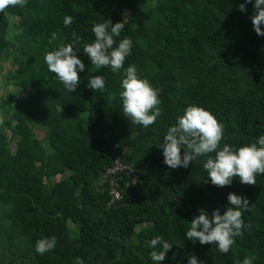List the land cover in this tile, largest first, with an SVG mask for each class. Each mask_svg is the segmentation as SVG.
Masks as SVG:
<instances>
[{
	"label": "trees",
	"instance_id": "obj_1",
	"mask_svg": "<svg viewBox=\"0 0 264 264\" xmlns=\"http://www.w3.org/2000/svg\"><path fill=\"white\" fill-rule=\"evenodd\" d=\"M243 2L27 0L24 8L0 13V71L2 63L12 67L0 89L21 93L16 102L15 91L0 100V264H154L150 253L162 248L149 247V228L173 244L160 264H189L193 255L202 264H238L251 254L253 264H264V175H257V185L235 177L230 186L216 187L203 168L205 157L171 169L160 147L189 105L209 110L223 124L221 147L238 148L264 135V36L254 31L253 5L239 10ZM65 16L73 17L70 26ZM107 19H125L114 39L130 38L131 55L113 73L91 65L81 45L77 55L86 68L69 92L48 71L45 50L71 43L73 32L92 42V27ZM52 33L57 39L50 43ZM129 65L159 89V98L177 94L169 108L160 103L162 115L148 127L123 116L119 93ZM93 75L104 77L103 91L87 87ZM116 155L138 169L140 181L121 190L122 202L109 204L98 181ZM230 192L248 199L242 219L250 231L245 227L227 254L215 244L187 240L199 209L223 214ZM144 223L151 227L135 231ZM51 236L55 249L37 253L36 242Z\"/></svg>",
	"mask_w": 264,
	"mask_h": 264
},
{
	"label": "clouds",
	"instance_id": "obj_2",
	"mask_svg": "<svg viewBox=\"0 0 264 264\" xmlns=\"http://www.w3.org/2000/svg\"><path fill=\"white\" fill-rule=\"evenodd\" d=\"M27 0H0V13H5L9 7L24 8ZM247 4L253 5L251 21L254 31L258 36H264V0H244L239 4L241 12H247ZM73 17L65 16L64 25L70 26ZM125 27V19L113 24L111 19L95 23L91 31L95 39L84 43L83 38L77 33H72V42L67 45L61 43L54 50H45L44 60L48 71L54 73L65 89L73 93L80 84V73L85 71L86 65L77 55L82 49L90 59L91 65L96 69L110 67L113 73L124 67L126 58L131 55L132 40L123 38L117 44L115 37H119ZM57 39V34L52 33L50 43ZM87 87L91 90L103 91L105 79L102 75H93ZM122 91L119 97L122 101L123 116L134 125L148 127L154 124L162 115L159 107V89L138 75L135 65H129L125 69V76L121 81ZM115 99V93H112ZM3 121L0 120V124ZM224 126L209 111L197 105H189L183 110V114L176 118V123L170 126L163 137L160 147L163 149L164 164L171 169L180 167L188 168L198 157H205L203 168L208 174L211 184L223 188L230 186L235 177L244 185H257L258 174L264 175V135L257 141L245 144L238 148L223 144ZM183 149V154L181 150ZM215 153V155H211ZM227 200L230 204L221 214L219 208L209 214L204 209H199V214L189 223L186 230V239L200 244H215L218 250L227 254L235 243V237H242L244 229L250 231V225L246 226L242 219L243 211L249 208L247 198L228 193ZM57 238L55 236L41 238L36 242L35 250L44 255L55 249ZM161 251H152L151 260L154 264H160L166 259V253L172 248L161 236L154 237L149 247ZM256 259L254 254L246 256L238 264H253ZM189 264H202L196 256L189 257Z\"/></svg>",
	"mask_w": 264,
	"mask_h": 264
},
{
	"label": "built area",
	"instance_id": "obj_3",
	"mask_svg": "<svg viewBox=\"0 0 264 264\" xmlns=\"http://www.w3.org/2000/svg\"><path fill=\"white\" fill-rule=\"evenodd\" d=\"M126 176L125 182L120 187L119 180ZM139 171L133 164H125L121 161L119 155H116L111 164L105 168L99 177V185L104 187L110 196L109 204L122 202V189H128L139 183Z\"/></svg>",
	"mask_w": 264,
	"mask_h": 264
},
{
	"label": "rangeland",
	"instance_id": "obj_4",
	"mask_svg": "<svg viewBox=\"0 0 264 264\" xmlns=\"http://www.w3.org/2000/svg\"><path fill=\"white\" fill-rule=\"evenodd\" d=\"M12 31L10 30V33H9V37H11L12 35ZM249 61H251L250 59H249ZM1 67H2V69H3V71H0V85H1V83H2V76H4L7 72H9L11 69H12V67H11V63L8 61V62H5V63H2L1 64ZM13 91H15L14 90V88L12 87V86H9L8 88H7V90H5V89H0V100H3L4 98H5V94L8 92H13ZM16 92V91H15ZM20 96H21V93H19V92H16V93H14V96H13V102H16L17 101V99H19L20 98ZM177 98V94L176 95H170V96H167V97H164V96H162V97H160L159 99H160V101L162 102V104L166 107V108H169V106L170 105H172L173 103H174V101H175V99ZM0 118H2V119H5L3 116H1L0 115ZM115 136H117V137H120V135L123 133V128L121 127V126H119V127H116L115 128ZM36 137L38 138V139H41L42 138V134H40L39 132H37L36 133ZM12 147H13V144H12ZM161 160V159H160ZM158 161L159 163H161L162 161ZM66 176L64 175H62V177H57L55 180H53V182H55V181H58V180H61V179H64ZM69 227L70 228H72V226L69 224ZM149 230V232H151V235L153 236V237H156V236H158V234L152 229V228H149L148 229ZM135 231H139V229L138 228H135ZM93 264H98L96 261H94L93 262Z\"/></svg>",
	"mask_w": 264,
	"mask_h": 264
},
{
	"label": "crops",
	"instance_id": "obj_5",
	"mask_svg": "<svg viewBox=\"0 0 264 264\" xmlns=\"http://www.w3.org/2000/svg\"><path fill=\"white\" fill-rule=\"evenodd\" d=\"M58 177H62V176H58ZM149 227H151V224L149 223H144V224H141L140 226L136 227L138 229H148Z\"/></svg>",
	"mask_w": 264,
	"mask_h": 264
},
{
	"label": "water",
	"instance_id": "obj_6",
	"mask_svg": "<svg viewBox=\"0 0 264 264\" xmlns=\"http://www.w3.org/2000/svg\"><path fill=\"white\" fill-rule=\"evenodd\" d=\"M15 55L18 56L19 55L18 52H15Z\"/></svg>",
	"mask_w": 264,
	"mask_h": 264
}]
</instances>
